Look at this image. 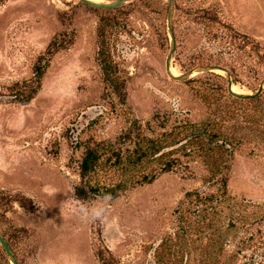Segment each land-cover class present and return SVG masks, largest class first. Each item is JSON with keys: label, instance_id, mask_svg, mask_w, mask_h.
<instances>
[{"label": "rangeland", "instance_id": "374dc122", "mask_svg": "<svg viewBox=\"0 0 264 264\" xmlns=\"http://www.w3.org/2000/svg\"><path fill=\"white\" fill-rule=\"evenodd\" d=\"M100 23L124 103L96 60ZM39 64L37 93L16 101ZM228 77L263 89L237 99ZM134 118L169 133L139 169L156 177L77 198L87 145ZM127 176L104 166L94 179ZM0 234L20 264H264V0H0Z\"/></svg>", "mask_w": 264, "mask_h": 264}, {"label": "trees", "instance_id": "16d2710c", "mask_svg": "<svg viewBox=\"0 0 264 264\" xmlns=\"http://www.w3.org/2000/svg\"><path fill=\"white\" fill-rule=\"evenodd\" d=\"M116 8L117 7L101 9L110 10ZM111 20L115 21L116 18ZM105 25L106 24L104 23H100L96 29V60L103 79L113 87L119 96L120 101L124 103L125 91L123 88V82H119L116 77V67L112 61L111 44ZM60 47L61 45L58 36H54L48 42L45 52L48 55H51ZM214 65L222 67L223 64L215 62ZM44 68L43 65H37L33 77L24 85L18 86L19 88L14 93V99L16 101L26 102L34 97L40 87ZM208 74L216 73L208 71ZM261 91L245 98L236 97L241 100L254 99L259 93H261ZM203 98L205 99V97ZM168 134V132L165 133V135L163 134V138L148 137L142 133L139 121L134 118L114 139L99 140L87 145L79 163L80 181L74 187L75 196L80 199H90L105 194L114 198L129 186L151 182L156 177L157 173L140 172L139 169L143 167L149 157L154 156L161 151L164 144L163 140ZM127 142H133V147H123ZM104 166H106L107 169L111 167L120 169L123 174H128V176L124 179H120L112 185H101L96 178L94 179V177ZM161 168V172L170 170L172 168L171 160H166ZM187 194H191V192H188ZM220 196L221 199L224 198V191L221 192Z\"/></svg>", "mask_w": 264, "mask_h": 264}, {"label": "water", "instance_id": "95a60500", "mask_svg": "<svg viewBox=\"0 0 264 264\" xmlns=\"http://www.w3.org/2000/svg\"><path fill=\"white\" fill-rule=\"evenodd\" d=\"M81 1L86 3V4H88V5H90V6H93V7L114 8V7H118V6L122 5L126 0H111V1H102V2H95V1H92V0H81ZM171 38H172L171 49H170V53L168 54V57H167V60H166V67L168 69H169L170 54L173 51L174 45H175V43H174V35H173V30L172 29H171ZM216 68L224 69L223 67L218 66V65L201 66L200 69H205V70L212 71L213 69H216ZM232 84H233V82H232L231 78L228 77L227 78V89H228V91L230 93H232L233 95H235V96L244 97V98L248 97L250 95H254V94L260 92L263 89V82H261L258 85L257 89L254 92H252V93H236V92H234L231 89ZM0 245L3 248V250L5 252V255L8 258L10 264H20L18 259L15 257L14 253L12 252L9 243L7 242V240L1 234H0Z\"/></svg>", "mask_w": 264, "mask_h": 264}, {"label": "bare ground", "instance_id": "6f19581e", "mask_svg": "<svg viewBox=\"0 0 264 264\" xmlns=\"http://www.w3.org/2000/svg\"><path fill=\"white\" fill-rule=\"evenodd\" d=\"M92 1H95V2H102L103 0H92ZM198 70H199V68H197L196 70H193V71H198ZM220 71H222V70H220ZM231 89H232L234 92H236V93H240V92L243 91L241 88H239V87H238L237 85H235V84H232Z\"/></svg>", "mask_w": 264, "mask_h": 264}]
</instances>
